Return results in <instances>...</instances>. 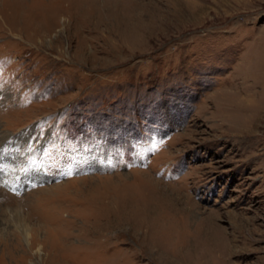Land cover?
<instances>
[{"label":"rangeland","instance_id":"obj_1","mask_svg":"<svg viewBox=\"0 0 264 264\" xmlns=\"http://www.w3.org/2000/svg\"><path fill=\"white\" fill-rule=\"evenodd\" d=\"M0 264H264V0H0Z\"/></svg>","mask_w":264,"mask_h":264}]
</instances>
